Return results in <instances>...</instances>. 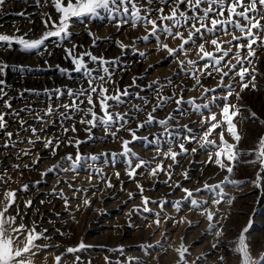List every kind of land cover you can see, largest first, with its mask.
<instances>
[{
  "label": "rangeland",
  "instance_id": "1",
  "mask_svg": "<svg viewBox=\"0 0 264 264\" xmlns=\"http://www.w3.org/2000/svg\"><path fill=\"white\" fill-rule=\"evenodd\" d=\"M158 6H160L158 0H154L152 7ZM164 7L167 11V5ZM180 7L182 10L185 9L184 5ZM19 12H24L25 15H17ZM44 12L51 14L53 18L56 17L57 14L50 0L47 2L46 0H39V2L37 0H6L5 4L0 7V34L23 35L27 32L32 38L38 37L44 30L41 15ZM36 18L38 20L37 27L25 30L17 24V21L22 22L24 20L25 25L29 26L33 22L32 19ZM114 24L115 21L109 22L106 18L85 20L83 23L74 20L73 27L70 29L72 32L71 42L66 40L58 46L55 38L46 41L48 49L52 52L50 56L47 53L43 56H38L35 52L24 53L19 51L16 45L11 48L0 47V60L10 65L6 75L0 77V79L5 80V90L9 94L5 99L12 97L11 103L14 110H20L27 106L33 112H40L41 114L42 110L49 104L55 107L60 103H68L69 100L66 95L56 100L53 93V98L49 99V95L45 94L44 90L63 88L65 85L73 89L81 84L86 86V81L80 74L72 73L73 78L70 79L61 75L55 68L57 64L61 67H71L70 61L64 59L63 47H71L74 43L77 45L76 51L78 53L90 51L93 55L103 56L109 61L118 58V63L111 65L110 68L113 72L112 80L114 81V83L106 85L110 90L116 87L123 90L132 84L133 77H137V86L129 88L132 96L126 98L127 102L118 108H114V111L123 112L129 110L133 104H142L141 100L133 98L136 93L154 103L156 85L152 89H149L147 85L151 84L152 81H159L160 84L165 85L163 95H171L173 91L179 92V88H176L175 85H183L186 89L183 92L185 100L196 98L197 104L208 103L211 112L217 113V117L220 119L219 107L223 106L222 97L227 93V88L218 87L220 79L218 75L215 78L201 77V83L204 87L216 89L214 93H208L209 97L216 96L215 103H212L210 99L202 100L203 88L197 87L195 90H188L192 89L195 83L194 80L185 75V72L191 71L190 68L185 67L184 71H181L173 57H170L165 50L157 48L154 37H150L148 41L138 39V37L147 35L144 27L138 26L133 29L129 24L117 30ZM16 29H19V32H16ZM88 30H91L98 37L95 46L92 44L93 37L88 35ZM180 30L184 31L185 36H187L184 29ZM233 31L235 30L233 29ZM235 34L240 35L238 31ZM217 35L222 44L224 41L232 39L231 35L225 36L222 32L217 33ZM261 35L264 36V33ZM212 38V34L206 33L203 40L199 37L195 38L196 44L210 41ZM160 39L173 48L180 43L179 40L165 39L163 35ZM134 40V47L138 50L135 52L133 51ZM116 41H120L128 47L122 52ZM227 47L228 45L224 44V48ZM185 48L187 54H178L179 59H191L196 61L198 65H203L206 62L197 55L198 49L194 45L189 44ZM253 48L256 55L250 58L251 64L245 63L244 66L250 70L255 69L253 74L256 76V88L253 90L249 87L241 92L238 83L239 76H236L235 79L224 78V84H231L234 93L233 96L229 97V101L236 104L241 110V115L234 120L241 136L237 148V151L241 153L254 149L260 137L264 136V125L260 123V121H264V47L256 44L253 45ZM205 49L214 52V47L210 43L205 44ZM235 51L236 49L233 47L232 53ZM246 51L247 49H244L242 54ZM139 52H144L146 55L141 57ZM85 60L89 63V67H97L88 61V57H85ZM231 63L236 64V61L232 60ZM13 65L17 67L24 65L32 70L23 73L12 71L11 66ZM250 78V76L245 77L246 80ZM169 79L173 82L172 85L168 84ZM26 88L35 89L39 94L25 92L21 97L19 93ZM237 92L241 97L239 101L235 98ZM2 103L0 101V104ZM175 107V104L169 103L164 110H158L155 115L158 119H163L168 113L173 112ZM182 107L188 113L187 115L173 114L178 116L181 125L187 124L193 133L198 135L202 131V126L199 123L201 116L193 112L187 104ZM150 108L151 105L148 106V110ZM0 111L10 112L11 110L0 109ZM202 112L204 116L209 114L208 109H202ZM251 113H255L256 116L252 117ZM20 116L27 120L28 125L36 127L39 135L60 137L61 139L75 136L81 141H85L79 147L82 156L96 155L99 157L95 162L82 160L76 172H64L57 169L42 177L41 173L56 164L61 156L69 153L75 156L76 149L61 144L57 150V155L53 157L47 149L43 148L42 143L37 142L32 148V152L39 154L42 159L31 170L24 169L23 165L25 163L31 164L34 157L27 156L16 159V153L19 149L30 147L25 138L31 133L20 129L13 116H6V120H8L6 131L15 134L19 130V139L25 140V142L18 143L15 148L4 149L0 147V173L7 170L11 177L8 184L0 182V199L3 198V192L8 188L15 190L16 202L13 209L19 205L24 217L23 222L31 226L32 222L35 221L37 232L47 229L45 235L50 239H41L37 243L48 244L49 247L41 249L35 257H32L34 264H56L55 256H62L60 264H80V262L75 261L76 256L80 257L82 264H116L117 261L119 264H177L179 256L176 249L180 247L181 243L188 249L185 254L187 264H239L240 258L232 249L235 247V241L241 230L248 225L249 219L252 220V225L249 232L246 233V237L251 248V254L253 257H258L264 252V180L261 181V188H255L252 181L256 178L259 165L245 163V161L254 159V156H240L230 178L242 181V183L239 185L223 184L222 188L226 195L219 205L212 204L213 193L201 191L195 194L198 201H207L203 207L215 214L213 223L217 227L208 231V220L205 216L200 215L199 210H189V203L183 200L184 193L175 185L179 183L195 193L197 188L203 189L206 182L214 185L223 181L228 175L226 171L220 170L214 164L204 163L208 159V152L213 149L201 148L195 141L186 143L189 152L186 156L177 157L179 163L172 169L173 177L169 182L171 186L164 183L167 180L166 175L158 173L156 177H150L146 168H140L136 180H130L126 175V161L129 158L119 154L122 151L119 141H114L110 136L105 137L100 128L93 129V139L89 140L84 131L85 126L77 122L80 119L79 113L74 114L73 119L62 122L63 127H71L73 123H76L78 129L76 133L68 132L66 135L63 134L61 119L58 115L51 118L46 117L48 123L43 125L33 119L28 112L22 111ZM144 118L145 113L138 114L139 120ZM130 126L135 127V122L131 123ZM220 130L218 128L216 132ZM162 131L163 129L159 126L152 125L141 129L138 135L148 136L149 139H152V133ZM119 135L125 139H131L127 132L122 131ZM212 138L219 143V137L216 133H213ZM225 138L230 143H235L227 132H225ZM4 139L6 137L0 133V145L3 144ZM13 140H17L15 135ZM168 146L167 138L162 137L161 149L167 151ZM155 147L154 144H146L140 140L130 145L132 151L143 160H152L157 155ZM192 148H196L197 151L192 153ZM175 150L179 151L178 148ZM104 153L108 155H102ZM111 153L118 155L113 158ZM131 160L132 164L135 165L136 158L131 157ZM161 161L165 167L173 163L171 159L165 160L163 156H160L157 160L152 161V166ZM14 164L21 165V168L19 170L14 169ZM68 167L67 162L60 163L61 169ZM96 169L101 170L103 178L100 174H96ZM186 170L189 177L187 180L181 175ZM117 172L120 173V179L116 178ZM90 173L92 174L91 182L88 180ZM261 175L264 176V173ZM108 179L113 185L111 188L106 185ZM37 181L39 183H36ZM137 182L143 185L145 189L143 195L149 197L150 200L167 201L163 211L157 204L152 203L148 205L152 209L151 213L132 211L134 207H143L139 189L136 187ZM24 184L29 186L27 191L21 190ZM54 189L56 193L62 191L64 197L54 195ZM75 189L82 191L74 194ZM129 192L134 194L132 199H129ZM233 197L234 199H232ZM65 198L69 204L67 210L64 206ZM85 199L89 201L88 205L84 204ZM229 199L232 200L231 204L227 202ZM27 200L32 201V206L29 208L24 207ZM176 201L182 202L180 211H176L173 206ZM10 211L12 210L10 209ZM155 213H160L161 224L159 226L153 223L156 218ZM181 218H184L185 222L177 223ZM188 221H191V224ZM149 225L151 226L149 227ZM220 228H222L223 234L217 238L215 232ZM81 241L92 247L82 249L75 254L66 253L67 247H77ZM213 244H217V247L213 248ZM141 245H150V247L142 248ZM121 248L123 253L118 251ZM221 256L225 258L223 262L219 259ZM105 257L108 258L107 261ZM129 258L132 259L129 260Z\"/></svg>",
  "mask_w": 264,
  "mask_h": 264
},
{
  "label": "snow or ice",
  "instance_id": "2",
  "mask_svg": "<svg viewBox=\"0 0 264 264\" xmlns=\"http://www.w3.org/2000/svg\"><path fill=\"white\" fill-rule=\"evenodd\" d=\"M6 0H0V7L5 4ZM39 2V0H37ZM47 2V0H46ZM55 13L57 14L55 18L47 12L42 13V33L35 38L29 36V33H24L23 35L16 34H0V47L11 48L13 45L18 46V50L24 53L35 52L38 56H43L45 53L47 55H52V52L48 49L46 41L53 38L57 40L58 46L62 45L64 41L71 42L70 38L72 32L70 29L73 27V21H79L81 23L85 20H102L107 19L109 22L115 21L114 27L120 30L125 25H131L133 29L138 26L144 27L147 35L138 37L143 41H148L150 37H154L156 40L157 48L165 50L170 57H173L174 61L179 65L181 71H184L185 67L191 69L190 72H185V75L194 80L195 83L192 89L195 90L197 87L203 88V93L201 95L202 100H211L215 103L216 96L209 97V92H215V88L204 87L201 83V77H213L216 75L220 77L218 81V87L227 88V93L222 97L223 106L219 107V116L217 113L211 112L209 104H197L196 98H191L185 100L183 97V92L186 90L183 85H175L179 88V92L173 91L171 95H163V88L165 85L160 84L159 81H152L151 84L147 85L149 89H152L154 85L155 91V102L149 101L147 98L142 97L139 93H136L133 97L134 99H139L142 104H133L129 110L126 111H114V108H118L120 105L127 102L128 97L132 96L129 92V88L137 86L136 79L133 77L132 84L121 90L119 87L114 89H109L106 85L114 83L112 80L113 72L110 70L111 65L118 63L117 60L109 61L103 56L93 55L90 51H85L78 53L76 51L77 45L72 43L71 47H63L64 59L70 61L71 67H61L59 64L55 65V68L59 73L68 78H73L72 73L80 74V76L86 81V86L81 84L77 88L73 89L65 85L63 88L55 89H45V94L49 95V99H52V94H55V99L59 100L61 96L66 95L69 102L60 103L53 107L49 104L45 109L40 112H33L32 109L25 106L20 110H14L11 99H5L9 94L5 90L6 83L4 79H0V109H9L10 112L0 111V133H3L4 139L3 144L0 147L4 149L15 148L18 143H24L25 140L19 139L20 131L17 130L15 134L11 131H6L8 127V120L6 116H13L18 124L19 128L26 132H30L31 135L26 137V142L30 145L29 148L19 149L16 153V159H21L22 157L33 156L31 164L25 163L23 165L24 169L31 170L36 164L40 162L42 157L32 152V148L35 147L37 142L42 143L43 148L49 151V154L53 157L57 155V150L61 147V144L65 146H71L76 149L75 156L69 153L65 156H61L60 160L56 164L49 167L45 172L41 173V176L47 175L49 172H54L57 169L68 172H76L79 164L82 160H91L93 162L99 159L96 155H91L84 157L79 151L81 141L79 138L72 136L67 139H61L60 137H48L41 136L38 134V129L31 125H28L26 119L20 116V112H28L32 115L41 125L48 123L45 118H51L58 115L61 119V123L64 120L73 119V115L79 113L80 119L77 121L80 125H84V131L88 135V139H93V129L100 128L105 137H111L114 141H119L121 153L129 159L126 161V175L130 180H136L137 172L140 168H146L148 175L150 177H156L158 173H163L167 176V180L164 181L165 184L170 185V181L173 177L172 169L179 163L177 160L178 156H186L189 149L186 147V143H192L195 141L201 148H210L212 151L208 152V159L205 164H214L220 170L226 171L228 175L218 184H204L203 189L197 188L195 193L183 187L181 184L177 183L176 188H179L183 193V200L187 201L190 205L189 210H199L201 216H205L208 220V231H212L217 227L213 223L215 219V214L208 208L203 207L207 201H198L195 198V194L201 191H206L213 193L212 204L219 205L223 201V197L226 195L223 191V184L239 185L242 181H237L231 179L234 172L236 163L239 161L241 155H251L254 159L245 161L246 164L259 165V171L256 173L255 180L252 184L255 188H261V181L264 180V136H261L256 147L246 153H241L237 151L241 136L237 131V126L234 123L236 117L241 115V110L236 104L229 101V97L233 96V90L231 84H224V78L230 77V79H235L239 76L240 91L243 92L245 89L251 87L253 90L256 88L255 80L256 76L253 74L255 69H249L245 67V63L251 64L252 60L250 58L255 57L256 52L253 45L259 44L264 47V0H158L160 6L152 7L154 0H50ZM164 5H167V11H165ZM181 5L185 6V9H181ZM191 13V15H189ZM227 13V15H226ZM17 15L24 16V12H19ZM167 22V23H166ZM85 27L87 25L85 24ZM176 29V31H173ZM184 29L187 32L185 36ZM233 29L235 31H233ZM31 31V30H29ZM239 32L240 35L237 36L235 33ZM19 32V29H16ZM223 33V35H231L232 39L224 41L223 44L220 42V38L217 33ZM212 34L213 38L210 41H203L202 43L196 44V39L199 37L203 40L204 35ZM88 35L93 37L92 44L95 46L96 37L95 33L88 30ZM163 35L165 39L171 38L173 40H179L180 43L177 47H170L167 43H164L160 37ZM246 41V43H245ZM236 42V43H233ZM210 43L214 47V52H209L205 49V44ZM117 46L123 50L128 47L120 41H116ZM194 45L198 51L197 55L200 56L201 60L206 61L203 65H198L196 61L191 59L181 60L178 54H187L186 45ZM224 44L228 47L224 48ZM135 40L133 41V51H138L135 47ZM233 47L236 49L232 53ZM43 49V51H41ZM247 49L246 52H243ZM231 53V55H230ZM141 57L146 54L144 52H139ZM85 57H88L93 65L97 67H89V63L86 62ZM235 60L236 64H232L231 61ZM47 64V61H45ZM239 66V67H237ZM51 67V66H49ZM10 65L2 60H0V77L6 75L7 70H9ZM12 71H19L21 73L25 71H31L30 67L11 66ZM230 73L232 74L230 76ZM250 76L249 80L245 77ZM172 81L169 79L168 84L172 85ZM25 92L32 94H39L35 89H23L19 95L23 97ZM95 97V99H94ZM235 98L237 101L241 99L240 94L235 93ZM111 102V103H110ZM175 104L173 112L168 113L163 119H158L155 113L158 110H164V108L169 104ZM187 104L193 112H196L201 116L199 121L202 126V131L198 135L193 133V130L189 128L187 124L181 125L179 123V118L173 113H178L179 116H185L188 113L183 110V105ZM84 105V107H81ZM151 105L150 110L148 106ZM63 109V111H61ZM98 109V111H97ZM202 109H208L209 114L207 116L203 115ZM139 113H145V118L143 120L138 119ZM255 117V113L250 114ZM135 122V127H131L130 124ZM264 125V121H260ZM27 125V127H26ZM157 125L163 129L162 132L152 133L153 138L149 139L148 136H140L138 133L141 129H145L149 126ZM63 127V123H62ZM221 129L216 132V129ZM78 131L76 123H73L71 127H63V134L66 135L68 132L76 133ZM127 132L131 139H125L120 136V132ZM225 132L231 136L235 143H230L225 138ZM213 133L219 137V143L216 139L212 138ZM17 137V140H13V136ZM35 137V139H33ZM167 138L168 149L163 151L160 147L161 138ZM144 141L146 144L156 145L155 151L156 156L152 160L140 159L135 152L132 151L130 145L136 141ZM178 148L179 151L175 149ZM196 148H192L191 152L195 153ZM102 155H108L106 153ZM117 153H111V156L115 158ZM160 156H163L165 160L171 159L172 164L167 167L164 166L163 162L156 163L152 166V161L157 160ZM131 157H135L137 162L135 165L132 164ZM61 162H67L69 164L68 168H60ZM91 167V165H90ZM13 168L19 170L21 165L14 164ZM96 174H100L102 177V172L100 169H96ZM21 175L23 173L21 172ZM116 178L120 179V173L117 172ZM185 180L189 179L187 170L181 173ZM103 178V177H102ZM11 177L8 175L7 170L0 173V182L8 184ZM89 182L92 180V174L88 176ZM36 183H39L37 181ZM107 187H113L110 179L106 180ZM28 184H24L21 190L27 191ZM71 187V185H69ZM137 189H139L141 195L142 208L137 206L133 208V212L143 211L145 213H151L152 209L148 206L150 203L157 204L161 211L164 209V205L167 201H154L150 200L149 197L144 196L145 191L142 184L136 183ZM123 190V189H122ZM82 191L81 189H75L74 194ZM54 195H58L61 198L64 197L63 192L56 193L53 190ZM129 199H132L134 194L132 192L128 193ZM234 199V197L232 198ZM16 202V191L8 188L3 192V198L0 199V264H34L32 257H35L41 249H47L48 244H38L37 241L41 239H50L45 233L47 229H43L37 232L36 222L33 221L31 226L23 222V214L21 213L19 205H16L13 209V205ZM231 204L232 200L227 201ZM43 203V201H41ZM181 201H176L173 205L176 211H180ZM84 204L88 205L89 201L84 200ZM32 206V201H25L24 207L29 208ZM64 206L67 210L69 207L68 200L64 199ZM10 209L12 211H10ZM131 215V213H129ZM155 219L153 223L157 226L161 224L160 213H155ZM19 220V222H17ZM184 218H181L177 223H184ZM191 224V221H188ZM252 225V220L249 219L248 225L245 226L239 236L235 241V247L232 251L239 256V264H264V252H262L258 257H253L251 254L250 245L247 242L246 233ZM151 225H149L150 227ZM223 234L222 228L215 232L217 238L221 237ZM58 247V245H57ZM91 245H86L83 241L79 243L77 247H67L66 253L75 254L82 249L90 248ZM142 248L150 247V245H141ZM213 248L217 247V244L212 245ZM123 253V249H118ZM179 259L177 264H187L185 254L188 249L181 243L180 247L176 249ZM56 264H60L62 256L54 257ZM132 258H129L131 260ZM199 259V257H198ZM220 261H224V257L221 256ZM107 261L108 258L105 257ZM75 261H80V257L76 256ZM116 264H119L117 261Z\"/></svg>",
  "mask_w": 264,
  "mask_h": 264
},
{
  "label": "bare ground",
  "instance_id": "3",
  "mask_svg": "<svg viewBox=\"0 0 264 264\" xmlns=\"http://www.w3.org/2000/svg\"><path fill=\"white\" fill-rule=\"evenodd\" d=\"M26 7H27V5H25ZM32 10V9H31ZM32 23L29 25V26H26L25 25V23L26 22H24V20L21 22V21H17V24H18V26H20V27H22V29L24 28L25 30H27V29H29V28H33V27H37V24H38V20H37V18L36 19H32ZM28 23V22H27ZM24 30V31H25ZM5 151H7V150H5ZM3 155V154H2ZM5 155V154H4ZM3 155V156H4ZM6 158V157H5Z\"/></svg>",
  "mask_w": 264,
  "mask_h": 264
}]
</instances>
